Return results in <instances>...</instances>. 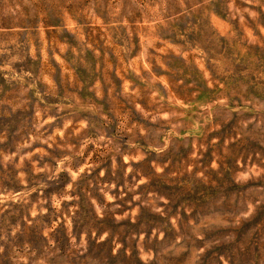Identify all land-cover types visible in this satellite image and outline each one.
<instances>
[{
	"label": "rangeland",
	"instance_id": "obj_1",
	"mask_svg": "<svg viewBox=\"0 0 264 264\" xmlns=\"http://www.w3.org/2000/svg\"><path fill=\"white\" fill-rule=\"evenodd\" d=\"M160 3L161 0H111L110 7H98L97 0H84L87 27L77 29L76 21L65 15V32L58 36L54 35L55 29L51 23H44L34 0H0V132L8 133V142L0 144V209H4L5 202L10 206L0 212V228L7 229L9 224L19 223L22 232L17 235L16 243L22 245L28 242L33 247L44 243L39 234L40 228L43 225L51 226L59 215L51 207L50 198L55 196L59 200L58 194L67 188L71 173L75 171V168L56 171L60 153L52 152L47 145L43 146V150L57 156L56 160L45 157L41 161L38 144H33L31 149L25 148L20 155L16 154L21 140L20 136L13 133L20 130L23 135L27 127H30L31 118L36 116L37 105L41 102L44 105L60 103L56 80H66L68 85L77 88L74 95L81 101L86 99V88L83 85L99 77L112 81L120 88L128 86V91L131 92L132 83H141L140 77L147 78L149 71L152 75L160 73L155 60L149 62V57H155L165 62L170 75L174 74L173 80L180 79L185 84L195 83L197 87H204L203 92L193 94V100H196L201 95H211L216 89H237L243 81L240 73L248 67L246 55L254 57L258 64L264 62V48L257 43L245 49L240 42L243 32L239 21L229 22V17L238 10L237 6H242L240 0H236L231 10L227 7L228 0H182L180 5L169 3L166 11L161 10ZM53 11L49 9L50 16ZM260 23L264 24V14L261 15ZM249 24L251 25L250 21ZM73 32L76 33L75 38L72 37ZM237 60L240 62L237 63ZM37 77L40 79L37 80ZM160 87L163 88L164 85L160 84ZM45 91L51 95L46 97ZM219 102L223 103V98ZM212 106L209 103L200 107L201 110H208ZM181 116L183 117V113ZM217 122L221 127L205 140L200 141L190 135L186 139H177L159 156L157 149L149 153L142 162L127 161L115 176L111 173L110 157L101 165V168L108 169L104 175H99L101 168L88 171L89 177L80 182L78 193L87 186L88 180H92L95 185L97 177L101 185L115 184L109 195L113 193L119 196L126 191L123 168H127L128 163H134V171L132 174L129 172L127 181L132 182L136 170L145 176H152L150 183L140 185L137 191L155 192L158 196H164L168 204L157 203L163 214L155 212L151 206H140L138 210L136 208L139 202H130L132 197L129 194L113 201L120 205L115 215L112 212L103 215L101 212L98 218L81 193L80 210L72 217V234L79 242L80 234L88 232V251L80 258L82 264H141L137 251L138 237L144 235L146 248H157V241L153 239L149 244V237H152L154 230H159L164 233L165 241L171 243L175 232L169 218L178 211L184 216L182 204H194L197 211H211L222 216L238 211L239 198L234 200L233 194L242 189L232 184L229 169L234 168L235 157L241 153L246 155L257 150L264 153V149H259L254 143L230 144V155L223 157L224 141L234 135L236 119L224 123L222 115H218ZM115 131L114 126L105 129L107 135H112ZM212 138H217L218 143L214 147L209 146L200 156L197 152L199 144H207ZM127 140L128 136H123L118 145L127 147ZM93 147L94 145H89L85 152ZM29 152L34 155L25 158V154ZM213 152L223 157V163L216 171L208 169L214 159ZM94 156L95 154L93 158ZM198 156V170L208 169L205 172L210 178L208 184L194 179L193 174L192 190L188 191L180 187L175 179H169V174L176 171L178 166L183 167L185 163L191 162L189 158L195 160ZM80 159L91 162L87 155ZM153 161L159 164L170 162L164 176L154 175L151 167ZM117 163H121L119 158ZM13 164L16 165L15 169ZM45 164L49 170L36 172L35 169L43 168ZM187 167L189 172L196 171L192 164ZM21 168L24 171H20ZM18 176H25L23 183L19 182ZM49 176L52 178L49 179ZM181 179L190 178L184 176ZM37 181L44 187L31 190L36 188ZM25 189H29L26 194ZM21 194H25L24 198L30 202L28 205L21 200ZM93 195L103 204L96 191H93ZM5 196L8 197L6 201ZM40 199L49 200L44 205L48 212L36 217L32 226L25 230V217L32 219L31 205L35 207ZM64 203L69 205L61 203L60 207H64L67 213L72 201ZM125 212L128 213L127 216H123ZM116 215L123 218L117 220ZM36 221L41 224L37 225ZM105 233L106 238L100 240ZM53 235L58 245L68 247L67 229L63 221ZM227 235L228 232L224 230L208 235L207 239L219 243L206 252L202 258L203 264H220L221 256L229 260V264H249L253 254L257 252V244L264 238V203L236 231L234 242H225ZM114 240L121 245L119 250L114 251ZM182 259L183 257L178 259L176 264H181Z\"/></svg>",
	"mask_w": 264,
	"mask_h": 264
},
{
	"label": "clouds",
	"instance_id": "obj_2",
	"mask_svg": "<svg viewBox=\"0 0 264 264\" xmlns=\"http://www.w3.org/2000/svg\"><path fill=\"white\" fill-rule=\"evenodd\" d=\"M34 2L38 5V11L44 23L52 24L55 29L54 35L61 36L65 32V15L76 21L77 29L87 27L84 0H34ZM169 3L180 5L182 0H161L159 7L166 11ZM235 4L236 0H228L227 7L231 10ZM97 5L110 7L111 0H97ZM240 5L242 6H237L238 10L229 17V22L239 21V27L243 32L240 42L245 49L257 43L259 47L264 48V24L260 23L261 15L264 14V0H240ZM49 9L54 10L52 16L49 15ZM53 20L57 22H51ZM75 35L76 33L73 32L72 37L75 38ZM64 40L67 41L66 38ZM84 47H87V44H84ZM246 57L248 67L240 73L243 81L239 83L237 89L231 87H225L223 90L216 89L211 95L204 94L196 100H193V94L197 91L203 92L204 87H197L195 83L185 84V81L180 79L173 80L174 74L170 75V69L165 68V62L155 57H149V62L152 63L155 60L160 73L152 75L149 71L147 78L140 77L141 83L135 81L132 83L131 92L128 91V86L120 88L112 81L99 77L83 85L86 88V99L81 101L74 95L77 88L68 85L66 80H56V87L60 91L58 97L60 103L44 105L41 102L37 105L36 116L31 118L30 127H27L23 135L20 130L13 133L15 136H20L21 140L16 154L20 155L25 148L31 149L33 144H38L41 161L45 157L56 160L57 156L43 150V146L47 145L52 152L60 153L57 161L59 167L56 171H68L70 168H75V171L71 173L67 188L58 194L59 200H56L55 196L50 198L51 207L59 215L51 226L43 225L40 228L39 234L44 243L38 247H33L28 242L22 245L16 243L17 235L22 232L19 223L9 224L7 229L0 228V264H82L80 258L84 257L88 251V232L84 231L80 234L79 242L72 234V217L80 210L81 193L98 218L101 212L103 215L106 212H112L115 215L120 205L113 201L123 199L129 194L132 197L130 202H139L136 209L139 210L140 206H151L155 212L163 214L161 208L157 207V203L162 202L167 205L168 200L164 196H158L155 192L147 190L137 191L140 185H148L152 176H145L136 170L135 175L132 176V182L127 181L129 172L132 174L134 171L132 167L134 163H128L127 168H123L126 191L121 192L119 196L113 193L109 195L115 184L101 185L97 177L95 185L92 180H88L87 186L82 188L83 191L77 192L80 182L85 177H89L88 171L101 168L108 157L112 159L111 173L115 176L121 165H125L127 161L142 162L149 153L157 149H159L157 153L159 156L165 153L169 144H173L177 139H186L190 135L200 141L205 140L213 131L221 127L217 122L218 115H222L224 123L236 119L234 135L224 141L223 157L230 155V144L254 143L259 149H264V62L258 64L254 57L248 55ZM239 62L237 60V63ZM36 79L39 80L40 77ZM160 84L164 87L161 88ZM50 95V92L45 91L46 97ZM84 95L85 93L82 96ZM221 98L224 100L223 103L219 102ZM209 103L213 105L210 109L201 110V105ZM111 126H114L116 131L112 135H107L105 129ZM123 136H128L127 147L118 145V141ZM7 142L8 133L0 132V144ZM217 143V138H212L207 144L200 143L197 152L202 156L209 146L214 147ZM193 144L195 146L194 142ZM89 145L94 147L86 153L85 149ZM93 154H95L94 158ZM31 155L34 153H26L25 158ZM85 155L88 156L90 163L80 159ZM213 156L214 159L208 169L216 171L223 163V157L216 155L215 152ZM117 158L121 163H117ZM199 159V156L195 160L189 158L191 162L185 163L183 167L178 166L176 171L169 174V179H175L180 187L188 191L192 190L193 174L194 179L208 184L210 178L205 175L208 169L198 170L199 164L196 161ZM169 163L159 164L153 161L151 167L154 175L164 176ZM188 164H192L196 171L189 172ZM12 167L15 169L16 165L13 164ZM35 170L41 172L49 170V167L45 164L43 168ZM20 171L24 169L21 168ZM107 171L108 169L102 167L99 175H104ZM229 171L232 184L242 189L233 194L234 200L239 198L238 211L222 216L211 211L208 213L197 211L194 204H182L184 216H181L178 211L175 216L169 218L171 228L175 232V238L171 243L165 241L164 233L159 230H154L152 237H149V244L155 239L158 243L157 248L151 246L146 248L143 234L138 239L133 237L137 239V251L141 264H176L181 257H183L181 264H203L202 258L206 252L214 244L219 243V241L207 239L210 233L224 230L228 232L225 242L235 241L236 231L253 216L255 209L264 203V153L259 150L248 152L246 155L241 153L235 157V166ZM184 176L190 179L182 180ZM51 178L49 176V179ZM17 179L23 183L25 176H18ZM212 184L215 186L214 181ZM43 187L44 185L37 181L36 188L31 190ZM28 191L29 189H25V194ZM93 191L102 198L103 204L93 195ZM25 194H21L20 198L25 205H28L30 202L24 198ZM7 199L8 197L5 196V201ZM68 200H71L72 204L65 213L64 207L61 208L60 205L61 203L66 205L67 203L64 202ZM48 203L49 200L40 199L35 207L31 205L32 219L25 217V230L32 226L36 217L44 216L48 212V209L44 207ZM9 207L5 202L4 209H0V212ZM127 215V212L123 214V216ZM123 216L116 215L115 218L120 220ZM61 221L67 229L69 241L67 248L58 245L53 235ZM36 223L41 224L40 221ZM106 236L107 233L101 236L100 240L105 239ZM93 238H95L94 232ZM114 244V251L119 250L121 245L115 240ZM256 247L257 252L253 254L249 264H264V238H261ZM241 250H243L242 247ZM219 260L220 264H229V260L223 256L219 257Z\"/></svg>",
	"mask_w": 264,
	"mask_h": 264
}]
</instances>
